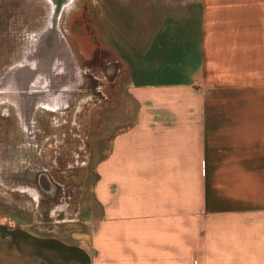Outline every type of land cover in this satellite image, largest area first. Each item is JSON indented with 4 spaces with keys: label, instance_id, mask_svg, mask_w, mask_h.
<instances>
[{
    "label": "crops",
    "instance_id": "1",
    "mask_svg": "<svg viewBox=\"0 0 264 264\" xmlns=\"http://www.w3.org/2000/svg\"><path fill=\"white\" fill-rule=\"evenodd\" d=\"M112 113L88 241L0 222V264H264V0H97Z\"/></svg>",
    "mask_w": 264,
    "mask_h": 264
},
{
    "label": "rangeland",
    "instance_id": "2",
    "mask_svg": "<svg viewBox=\"0 0 264 264\" xmlns=\"http://www.w3.org/2000/svg\"><path fill=\"white\" fill-rule=\"evenodd\" d=\"M97 3L0 0V222L41 238L88 241L97 154L111 114L133 112ZM17 95L32 97L22 117Z\"/></svg>",
    "mask_w": 264,
    "mask_h": 264
},
{
    "label": "bare ground",
    "instance_id": "3",
    "mask_svg": "<svg viewBox=\"0 0 264 264\" xmlns=\"http://www.w3.org/2000/svg\"><path fill=\"white\" fill-rule=\"evenodd\" d=\"M55 5H56V3H55ZM57 6H58V4H57ZM53 8V7H52ZM55 8V7H54ZM71 9V8H70ZM41 49V48H40ZM87 52V51H86ZM23 54V53H22ZM36 55V54H35ZM28 58V57H27ZM32 58V57H31ZM23 60H24V58H23ZM33 61V60H32ZM35 61V60H34ZM24 65V64H23ZM19 66V65H18ZM20 66H22V65H20ZM26 66V65H25ZM9 73V72H8ZM29 73V72H28ZM8 75V74H7ZM10 75V74H9ZM29 75H31V74H28V76ZM12 77V76H11ZM29 87V86H28ZM35 87V86H34ZM30 88V87H29ZM13 92V91H12ZM24 92V91H23ZM29 93V92H28ZM30 94V93H29ZM31 96V95H30ZM13 103V102H12ZM24 103L27 105L26 106V112L28 113V110H29V106L28 105H30V106H33L32 104V97H26V98H24L22 95H17L16 96V104H17V106H18V110H19V112H20V115L23 113H25L24 112V110H23V108L25 109V106H24ZM15 104V103H14ZM23 106V107H22ZM17 109V108H16ZM30 109H31V107H30ZM34 112V111H33ZM31 114V113H30ZM17 116H19V113H17ZM21 117H22V115H21ZM32 118V117H31ZM28 120V119H27ZM26 120V121H27ZM24 121V120H23ZM29 121V120H28ZM27 121V122H28ZM22 123V122H21ZM28 124V123H27ZM50 192V191H49ZM35 204V203H34Z\"/></svg>",
    "mask_w": 264,
    "mask_h": 264
}]
</instances>
